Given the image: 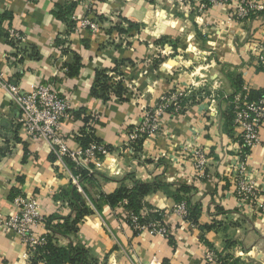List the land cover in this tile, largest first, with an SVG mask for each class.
Instances as JSON below:
<instances>
[{
    "label": "crops",
    "instance_id": "0c3cea01",
    "mask_svg": "<svg viewBox=\"0 0 264 264\" xmlns=\"http://www.w3.org/2000/svg\"><path fill=\"white\" fill-rule=\"evenodd\" d=\"M239 2L202 8L198 0H89L81 6L0 0V217L14 214L17 194L36 196L45 218L36 237L87 252L86 264H210L209 249L219 259L213 264H264V122L248 158L239 131L226 125L234 94L264 99V0H249L261 10L242 20ZM86 7L99 34L70 30ZM15 27L27 38L19 48L8 41ZM100 73L119 78L122 97L104 101L92 93ZM14 80L25 90L51 82L71 102L75 110L64 131L74 147L89 133L104 143L101 157L82 164L88 178L80 179L49 144L28 138L22 113L3 87ZM175 92L183 93L180 110L162 118L160 134L141 138L135 150L125 146L144 108ZM198 148L208 158L203 179L187 161ZM242 164L256 190L251 202L236 196ZM76 184L90 213L75 232L63 234L64 223L76 221L63 191ZM136 185L150 188L142 205L163 211L169 238L135 232L124 201L112 206L106 200ZM182 200L190 220L173 214ZM43 257L33 259L19 236L0 224V264H47ZM84 262L71 257L61 264Z\"/></svg>",
    "mask_w": 264,
    "mask_h": 264
},
{
    "label": "built area",
    "instance_id": "2783aa9c",
    "mask_svg": "<svg viewBox=\"0 0 264 264\" xmlns=\"http://www.w3.org/2000/svg\"><path fill=\"white\" fill-rule=\"evenodd\" d=\"M38 3L43 0H28ZM79 6L89 0H74ZM202 8H220L228 5L231 0H198ZM89 7V6H88ZM261 7L249 0H240L237 6V18L242 20L260 11ZM80 18L74 28V32H91L99 34L101 27L98 21L89 17V11ZM26 36L18 29L8 30V41L19 48L26 44ZM67 41V37L62 38ZM261 66L264 71V49L259 47ZM111 77V76H110ZM115 81L119 78L112 77ZM111 84V82H110ZM3 87L8 91L11 100L22 113V125L32 142H45L50 145L52 153L62 162L69 160L82 168V164L98 159V154L105 153L103 144H92L88 148L74 147L65 134V124L70 119L75 108L65 97L61 96L51 82L39 81L31 90H25L19 81L5 83ZM183 93H171L163 96L155 107H145L142 122L128 135L125 146L130 145L145 136L159 135L162 129V118L170 112L180 110L179 100ZM233 111L235 114V129L239 131V143L245 150L244 157L248 158L251 150L259 143L260 131L264 122V99L251 101L248 94H234ZM187 161L190 163L200 178H205L208 166L207 153L198 148L192 152ZM245 165L242 164L235 176L236 196L246 202L253 201L256 194L255 187L245 177ZM80 187V184H76ZM12 204L14 214L9 217H0V224L19 236L21 242L26 245L28 253L32 256L39 248L46 244V238H37L36 231L45 226V218L41 214V206L38 198L25 193L17 194ZM124 204L128 201L125 199ZM173 214L180 220H190V206L185 200L176 204ZM163 211L143 205L138 213L129 212V226L137 233L150 231L164 237L170 235L168 226L165 225ZM205 260L210 263L219 261L216 252L209 249L205 254Z\"/></svg>",
    "mask_w": 264,
    "mask_h": 264
},
{
    "label": "trees",
    "instance_id": "16d2710c",
    "mask_svg": "<svg viewBox=\"0 0 264 264\" xmlns=\"http://www.w3.org/2000/svg\"><path fill=\"white\" fill-rule=\"evenodd\" d=\"M74 1V0H73ZM72 7L75 6V4L71 5ZM71 6L69 7V11L71 9ZM66 11V10H65ZM66 15V14H65ZM60 18H63V15L59 13L57 15ZM68 16V15H67ZM66 16V17H67ZM67 19L71 21L72 17L68 16ZM74 22H72L73 24ZM74 27H76V24L74 26H70V30L73 31ZM111 82V84H110ZM235 87V85H234ZM125 92L124 86L121 82L115 81L112 77L108 76L107 73H100L98 75V80L96 82V86L93 88L92 93L95 96L101 97L104 101L110 100L113 96L116 97H122V94ZM249 100L254 101L252 98V95H248ZM231 105L230 110L228 111L227 116V123L226 125H231L233 128H235L234 124V118L235 114L233 111V102L234 98L231 97ZM141 140H138L130 145V147L135 150ZM80 146L82 148H88L92 144H103L104 143L100 140H98L94 135H82V137L79 138ZM105 152L107 150L106 146ZM103 154H98V157H101ZM71 169L74 171V173L79 176L80 179H86L88 178V173L83 170L82 168H77L75 163L70 162L69 160L65 161ZM150 188L144 185H136L132 189H121L119 190L115 195L113 196H107L106 200L112 205H116L119 202L124 201L125 199L128 201V204L126 205L129 209V212L138 213V211L141 209L142 205V198L149 193ZM63 198L66 199L69 202V205L71 209L73 210L74 216L76 221L74 223H64L63 225V234H68L75 232V226L78 221L82 220L84 217H86L90 210L88 208V204L84 200L82 194L80 193L79 189L77 187H74L73 185L70 186L68 189L63 191ZM146 206V205H145ZM191 217V214H190ZM47 223V222H46ZM46 244L38 249L37 252H35L32 256L33 259H35L38 256H44L42 260L46 262L47 264H61L64 261H71V257L74 258V260L78 261L79 263L84 260V264L88 263L87 256L88 253L79 249H70L64 250L57 248L50 244V241L46 238ZM37 259V258H36Z\"/></svg>",
    "mask_w": 264,
    "mask_h": 264
}]
</instances>
